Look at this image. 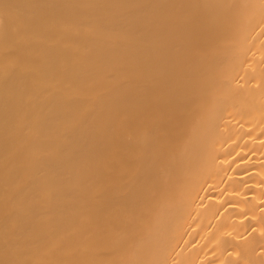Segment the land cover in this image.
Listing matches in <instances>:
<instances>
[{"label":"bare ground","instance_id":"bare-ground-1","mask_svg":"<svg viewBox=\"0 0 264 264\" xmlns=\"http://www.w3.org/2000/svg\"><path fill=\"white\" fill-rule=\"evenodd\" d=\"M0 264H264V0H0Z\"/></svg>","mask_w":264,"mask_h":264}]
</instances>
